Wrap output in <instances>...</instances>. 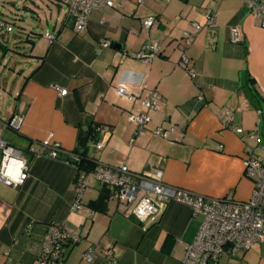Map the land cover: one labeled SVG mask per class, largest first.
<instances>
[{"label":"crops","instance_id":"obj_1","mask_svg":"<svg viewBox=\"0 0 264 264\" xmlns=\"http://www.w3.org/2000/svg\"><path fill=\"white\" fill-rule=\"evenodd\" d=\"M7 1L0 19L15 24L29 10L37 18L32 25L27 21L26 29L48 28L26 36L13 35V28L11 36L0 37V121L23 117L18 131L0 127V139L21 150L29 169L21 186L0 183V264H36L50 222L79 237L58 264H111L103 252L108 247L116 264H184L186 245L202 216L170 202L144 229L128 206L111 197L94 211L89 204L102 186L88 180L91 173L83 179V209L72 211L74 158L110 167L124 164L135 172L159 169L168 185L247 201L253 179L245 175L246 156L264 160V28L240 0H112L115 6L93 10L80 32L59 0H32L34 7L24 10ZM212 11L215 27L208 28ZM149 16L156 22L146 30L142 23ZM235 25L245 38L238 44L230 41ZM45 32L56 40L49 42ZM184 32L192 35L189 44ZM101 41L111 46L101 47ZM155 42L159 53L150 63L134 57ZM119 84L131 94L156 91L159 108L147 111L141 99L119 97ZM60 90L67 92L60 95ZM140 111L151 117L141 135L129 119ZM157 127L168 132L165 138L153 134ZM256 129L259 143L250 137ZM96 142L103 147L97 150ZM55 143L63 152L52 159L46 153ZM1 155L0 150V160ZM89 247L95 248L92 263L82 258ZM216 264H264V244L237 257L221 255Z\"/></svg>","mask_w":264,"mask_h":264},{"label":"built area","instance_id":"obj_2","mask_svg":"<svg viewBox=\"0 0 264 264\" xmlns=\"http://www.w3.org/2000/svg\"><path fill=\"white\" fill-rule=\"evenodd\" d=\"M66 7V17L73 22L77 32L82 31L89 20L93 10L103 7L115 6L112 0H59ZM142 0H138L140 3ZM246 4L251 14L257 19L259 26L264 28V0H240ZM208 28L215 27L216 12L207 14ZM156 19L153 16L143 20V27L148 30ZM197 31L201 26L194 23ZM6 32L13 30L12 24L0 19V29ZM49 42L56 40V35L52 32H45L42 35ZM183 38L190 43L189 33L184 32ZM244 34L237 25L230 28V41L238 44L244 41ZM101 47L111 46L109 41H101ZM159 53V44L152 43L144 45L134 57L145 63H150ZM181 63L185 66L188 58L185 54L181 56ZM191 77L195 73L188 70ZM66 90H60V95H65ZM116 93L121 98H139L141 106L147 111L159 108L158 93L154 90L140 91L131 94L128 88L119 84ZM202 100V96L197 98ZM147 111H140L131 114L129 119L137 126L136 133L141 135L146 131V125L151 121ZM261 115V112H259ZM23 121L21 115H13L8 121L1 122L0 127L9 128L14 131L20 129ZM262 122L257 124L260 126ZM237 133H242V129L235 128ZM153 134L158 137H166L168 132L161 127L153 130ZM250 137L259 143V130H253ZM97 150L103 147V142H96ZM264 149V146H262ZM0 183L17 187L24 184L29 177V169L26 160L21 155V150L17 149L0 139ZM33 152L32 148H28ZM63 152L60 144L55 143L49 147L46 155L49 158L57 159L59 153ZM75 162L80 161L79 156H75ZM78 169V166H77ZM93 177L108 190L109 197L118 203L125 204L130 210V214L138 220L144 229L155 223L167 208L170 202L183 203L190 206L194 216H202L201 224L192 242L186 245L183 262L184 264H216L221 255L237 257L256 244H264V160L252 153L247 154L245 159V175L253 179V190L250 198L244 202H235L228 199L209 198L194 194L184 188L166 184L163 181V173L159 169L143 172H135L128 169L124 164L117 166L96 165L92 172ZM86 173L78 169L75 179L76 200L71 206V210L79 212L83 209L80 203V196L85 187L84 176ZM93 212L89 216L93 217ZM79 242V237L66 230L59 222H50L43 237L41 251L36 260V264H58L63 260L70 245ZM104 255L111 264H116V255L112 248H104ZM95 248L89 247L83 253V260L87 263L94 261Z\"/></svg>","mask_w":264,"mask_h":264},{"label":"rangeland","instance_id":"obj_3","mask_svg":"<svg viewBox=\"0 0 264 264\" xmlns=\"http://www.w3.org/2000/svg\"><path fill=\"white\" fill-rule=\"evenodd\" d=\"M12 1H14L16 3V5L18 6V8L21 9V10H24V7H31V8L34 7L33 4H32V0H12ZM8 6H10V3H8L7 0H0V13H1L0 15H2V13H5L3 7H8ZM23 14H25V15H23V18L21 20L19 19V20H17V22L15 21V24L13 26L14 30L12 32L13 35L19 34V35L26 36L27 33H30V30H33L31 28L30 29H26L27 26H25L24 24L27 21L30 22L31 25H32V22L35 23L34 20H32V18H35L36 17L35 14L34 15H30V14H33V13H29V10L28 11L25 10L23 12ZM41 18L43 19L42 20V25H43V23L45 22V19H44V17H41ZM7 19L11 20L14 23V21L12 19H10V18H7ZM46 28H48V26L46 27V25H44L41 28V26L38 25V26H35V30H33V31H36L37 33H39V32L41 33ZM9 34L10 33L9 32H6L3 28L0 29V37L3 36L4 38H7V36H11ZM262 153H264V152H262ZM89 179H90V181L92 180V182L94 184L101 185L98 181H96L92 177V174H89L88 175V180Z\"/></svg>","mask_w":264,"mask_h":264},{"label":"trees","instance_id":"obj_4","mask_svg":"<svg viewBox=\"0 0 264 264\" xmlns=\"http://www.w3.org/2000/svg\"><path fill=\"white\" fill-rule=\"evenodd\" d=\"M8 23L12 24L13 22H8ZM13 25L14 24H12V26ZM251 81H252V79L250 78L249 82H251ZM262 116H264V115H262ZM91 132H92V130H90L88 132V137H92ZM79 157H80V161L77 162L78 169L84 171L86 174L92 172L94 167L96 166L94 164V162L89 161L86 158L81 157V155H79ZM108 197H109V194H108L107 188L102 186L99 197L96 200L90 202V204H89L90 209H92L94 211L102 210L105 206V200Z\"/></svg>","mask_w":264,"mask_h":264}]
</instances>
